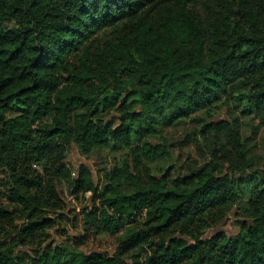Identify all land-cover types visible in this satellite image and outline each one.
<instances>
[{
	"label": "trees",
	"instance_id": "1",
	"mask_svg": "<svg viewBox=\"0 0 264 264\" xmlns=\"http://www.w3.org/2000/svg\"><path fill=\"white\" fill-rule=\"evenodd\" d=\"M230 101L264 122V0H0V264H127L135 250V264H264V173L248 174L237 121L197 117ZM187 119L201 126L195 156L155 176L146 164L176 148L164 130ZM72 143L129 149L133 164L99 188L85 168L74 178ZM64 182L93 194L85 229L116 237L115 255L38 242ZM242 204L237 235L204 238Z\"/></svg>",
	"mask_w": 264,
	"mask_h": 264
},
{
	"label": "rangeland",
	"instance_id": "2",
	"mask_svg": "<svg viewBox=\"0 0 264 264\" xmlns=\"http://www.w3.org/2000/svg\"><path fill=\"white\" fill-rule=\"evenodd\" d=\"M96 38V45L105 47L106 42L111 39V33L107 30L101 32ZM230 102L233 105L219 106L211 111L202 112L197 117L202 119L200 123L227 122L233 124L234 121H237L241 136L250 150L253 161V169L248 174L255 176L254 179H257L264 173V122L255 115L244 116L234 107V101ZM237 102L238 99L236 100ZM111 118V116H107L106 120L109 121ZM132 127L135 138H140L137 134L138 126L132 124ZM200 128L201 126L191 119L166 128L162 136H165L167 139H173L176 142V148L173 149V155L171 157L154 163H147L146 165L150 168L151 172L158 177H163L167 173H180L181 164L186 160L193 159L195 156V148L191 141L192 137L199 132ZM143 141H148L155 145L160 142L157 137H146ZM142 142L135 139L134 147L141 145ZM133 160L134 157L130 150L123 148H98L86 154L75 143H72L67 151V163L72 171L76 173L74 178H78L81 169L85 168L91 173L95 185L99 188L104 182L102 177L103 171H110L115 163L122 165L133 164ZM244 175L242 176H250ZM59 191L64 206L53 216L56 220V226L48 231V239L41 238L38 239V242L46 241L44 246L50 243H56L58 245L71 244L86 254L99 253L110 256L115 255L119 250L116 237L109 236L105 238V235H99L101 230L97 231L96 227H91L90 231H86L85 229L83 218L87 211L93 208V194L88 193L85 196L81 195L76 198L71 195V184L66 182L59 186ZM249 196L250 191L246 190L244 202H247ZM244 208V204L238 205L221 223L211 224L205 231L204 238H208L217 233H225L228 236L237 235L240 231L241 224L249 222L246 219ZM119 236L121 237V235ZM97 237H101L102 239ZM84 238L87 241L82 244L80 241ZM24 250L29 251V249ZM125 259L127 264L139 262L141 260L139 251H130L125 256Z\"/></svg>",
	"mask_w": 264,
	"mask_h": 264
}]
</instances>
